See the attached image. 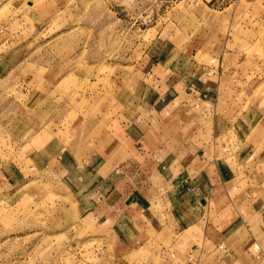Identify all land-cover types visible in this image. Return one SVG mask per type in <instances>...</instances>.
Here are the masks:
<instances>
[{"label":"rangeland","instance_id":"obj_1","mask_svg":"<svg viewBox=\"0 0 264 264\" xmlns=\"http://www.w3.org/2000/svg\"><path fill=\"white\" fill-rule=\"evenodd\" d=\"M158 49L160 68L198 72L200 96L216 104L195 132L176 128L177 159H215L208 175L218 169L232 197L264 214V0H0V161L23 159L21 174L0 172V264H164L168 229L146 243L124 226L119 241L112 223L78 217L121 161L116 128L158 98L148 77L158 61L143 59ZM37 153L62 156L68 174L34 173Z\"/></svg>","mask_w":264,"mask_h":264},{"label":"crops","instance_id":"obj_2","mask_svg":"<svg viewBox=\"0 0 264 264\" xmlns=\"http://www.w3.org/2000/svg\"><path fill=\"white\" fill-rule=\"evenodd\" d=\"M158 44L169 45L167 42ZM143 52V59L152 57L158 61L151 73L148 72V77L156 82L152 89L158 98L152 102L150 110L146 108V116L126 119L123 128H116L120 132L116 138L117 157L123 159L88 195L91 201L88 203L93 208L78 217L97 224L112 223L119 241L131 235L121 231L124 226L132 230L133 236L147 238L146 243H154L157 236L168 229L171 242L168 246L160 244L158 250L164 264H264V214L260 212L262 208L253 207L262 202L232 197L237 185L231 184V179L224 178L218 169L210 175L207 173L208 165H214L215 159L210 163L199 154L198 160L193 162L195 165L191 166L175 155L181 140L175 136L176 128L189 126L195 132L196 126L202 127L216 114V104L200 96L206 88L199 83V73L163 70L164 63L160 68L159 61L165 59V52L159 49L154 55ZM159 70L161 74H156ZM207 90L217 94L216 89ZM165 96L169 100L163 105L158 99ZM193 136L199 137V132ZM34 156L31 164L34 173L41 175L47 171L56 178L68 174L62 156L56 154L50 159L38 153ZM21 162L23 159L18 163L19 168H13L9 159L1 160L0 172L7 179L10 178L6 173L11 169L21 174ZM203 162H207L206 169H198L197 163ZM219 203L220 207L216 208ZM240 205L245 206L242 212ZM139 248L141 244L130 247V251ZM147 250L156 258L155 249L148 247ZM144 263L158 264L155 260Z\"/></svg>","mask_w":264,"mask_h":264},{"label":"built area","instance_id":"obj_3","mask_svg":"<svg viewBox=\"0 0 264 264\" xmlns=\"http://www.w3.org/2000/svg\"><path fill=\"white\" fill-rule=\"evenodd\" d=\"M194 108H195V109H198V105H195ZM187 190H188V189H187Z\"/></svg>","mask_w":264,"mask_h":264}]
</instances>
